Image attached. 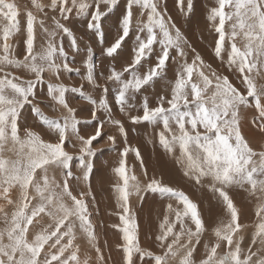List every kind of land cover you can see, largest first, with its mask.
<instances>
[{
	"label": "snow or ice",
	"instance_id": "obj_1",
	"mask_svg": "<svg viewBox=\"0 0 264 264\" xmlns=\"http://www.w3.org/2000/svg\"><path fill=\"white\" fill-rule=\"evenodd\" d=\"M30 3L22 23L14 0H0V264H89L88 258L80 259L76 241L81 234L95 250L97 264L104 262L86 203L93 194L90 189L74 194V157L66 150V140L72 147H76L73 138L79 141L75 159L81 175L75 180L88 181L94 167L92 157L100 151L93 141L104 139L101 129L105 124L115 126L124 138L118 166L112 170L118 178L117 207L122 209V227H117L124 241L123 264H137L138 260L144 264L145 257L148 264H264V150H253L240 122L242 110L254 107L257 126L264 133V84L257 83L264 80V0H214L207 15L216 34L214 57L221 69L240 82L239 89L229 75L212 68L195 49L189 62L185 49L191 45L166 8L162 10L164 0H126L117 38L101 49L104 57L123 61L120 70L109 68L106 77L100 76L104 83H99L95 65L90 59L83 61L86 72L81 79L93 89L102 90L98 102L83 90V84L69 87L60 82L62 73L81 74L80 68L70 66V56L74 60L82 52L89 58L93 54L91 46L81 48L70 25L74 18H83L86 30L105 44L104 20L119 0ZM176 7L182 16L190 15L193 0H176ZM130 36H134L133 46L125 57ZM20 37L24 43L22 55L14 42ZM173 50L175 56L171 55ZM170 61L177 69L168 92L150 101L147 93L166 78ZM109 84L115 88L111 102ZM38 86H46L45 95L53 111H66L62 123L44 115L36 104ZM68 93L78 94L92 105L91 119L83 121L94 128L87 138L79 133L81 121L69 106ZM110 104L132 124L152 127L159 146L175 159L184 177L218 198L229 219L213 230L214 242L203 241L206 228L201 213L184 191L148 178L139 150L128 146L125 126L113 118ZM29 105L54 142L21 127V116ZM133 111L135 115H131ZM98 113L107 119H101ZM106 139L115 145V136L107 135ZM130 152L140 161L143 184L126 167ZM234 188L258 201L257 221L246 249L242 247L244 236L239 234L246 226L238 223V209L229 195ZM145 192L176 204L173 207L168 203L158 226L155 242L160 254L142 249L137 242L136 214L130 210L129 197L143 199ZM202 241L204 255L197 261L195 253Z\"/></svg>",
	"mask_w": 264,
	"mask_h": 264
},
{
	"label": "rangeland",
	"instance_id": "obj_2",
	"mask_svg": "<svg viewBox=\"0 0 264 264\" xmlns=\"http://www.w3.org/2000/svg\"><path fill=\"white\" fill-rule=\"evenodd\" d=\"M16 1L24 5L23 7L19 8L21 13L19 19L23 23V21L25 20L24 13L26 10V6H29L27 8L30 9L31 3L30 0H16ZM44 2H47V0H44ZM198 4H201L204 9L203 10L199 9ZM213 4H214V0H193V10L194 9L197 10L198 16H195L196 15L194 14L195 10L192 11L190 15L182 16L176 7V0H164V3L161 5V8L162 10L166 8L168 14L177 23V26L181 29L182 34L191 45V48L185 49L189 62H191L193 56L195 55L192 49H195V52H198L202 56L203 60L207 64H210L212 68L216 69L218 72H223V74L225 75H229L231 82L239 89L240 82L236 80V78L232 76L231 73H228L224 69L220 68V62L214 57L213 54L214 40L216 34L214 33V30L212 29L211 24L207 19L208 12L210 8L213 6ZM117 6H119V8L115 9L116 13L114 14V16L120 19L126 6V0H122V1L119 0V4ZM107 16H109V14ZM110 23L112 25H115L117 21L116 19H113V21ZM118 28H119L118 26L106 27V29L109 31H105V35H104L105 43L108 42L107 35L109 33H115V34L118 33ZM133 28H135V22L133 23ZM207 32L210 35H212V42H213L212 46L206 45L203 42H199L202 40L200 36L206 37ZM38 38H39V34H38ZM115 39L116 38H113L111 41L114 42ZM14 42L17 44V48H18L17 53L22 55L24 51L23 37L14 39ZM132 46L133 43L128 40L124 49L125 57H127L131 52ZM171 55L172 56L176 55L174 50L171 52ZM104 58L107 61L109 59L106 57ZM111 61L112 63H115L113 67H115L117 70H120L123 61L122 60H116V61L111 60ZM97 67L99 72L103 70V73L105 74L103 75L105 77L106 75L109 74L110 67H108V65L102 64V67L95 66V70L97 69ZM176 69H177V65L170 61L168 65V72L166 78L160 81L154 89H150L149 93H147L150 101L154 102L157 94H164L168 92L169 81L173 79ZM99 72L96 73V78L98 82L101 81L100 83H103L104 81L100 79L102 73ZM66 74L67 73L62 74L61 82L69 87L72 86L79 87L80 84L77 85H73V83L69 84L68 78H65L64 76ZM45 76L46 79H52L54 81V77H48L47 74H45ZM257 83L264 84V80L258 79ZM108 87H109L108 99L111 102L113 97L111 94L112 93L115 94V88H113L111 84H109ZM84 91L90 93L93 99H96L97 102L99 101V98L102 93L101 89L92 91L90 89L87 90L86 88ZM241 91L244 90L241 89ZM36 92L37 95L35 98V102L38 106L41 107L42 111L44 112V115H46L50 119L59 120L62 123V116L66 115V111L63 109L59 111L52 110L51 108L52 102L49 101L47 97H45L46 86H38ZM66 99L68 103L70 102L69 106L76 110L75 114L77 119L81 121V124L78 125L80 135L87 138V136L94 133V128L92 127V125L84 124L83 121L90 120L91 115L88 116L87 114H84L88 112H86L84 108L81 107V105L83 104L81 103L82 100L78 94L68 93L66 94ZM140 99L142 100L143 98L140 97ZM251 99L252 98L249 97L250 101ZM110 105L113 106V111H114L113 118L121 120V122L126 127L125 129L127 130L126 132H127L128 146L130 147L135 146L139 150L144 165L146 158L147 159L149 158V160H153L156 162L155 168L154 169L152 168L153 171L155 172V177L153 175L150 176V174H148L149 175L148 178L151 179L152 177H154L155 179L160 180L163 184L164 181H168L169 182L168 186L184 191L186 195H188L189 198L194 203L197 204L198 210L201 213L206 228L203 241L214 242L215 237L213 235V230L217 226L221 225L222 221L226 222L229 219V216L226 213L224 206L219 202L218 198L214 197L213 193L209 191L206 187L201 188L199 185L195 184V181L189 180L188 178L184 177L183 172L180 166L176 164L175 159L172 156L167 155L164 152V150L159 146L158 139L156 138L155 131L153 130L152 127L148 126L146 123L132 124L130 120H128V117L120 113L118 108H116L114 104H110ZM135 114H136L135 111L131 113V115H135ZM98 116L101 119L104 120L107 119V117L103 113H98ZM254 117H256V119H254ZM240 122L243 131L242 134L247 138L253 150L256 151L264 150L263 149L264 133L260 132L257 126L259 120H258V114L255 112L254 107L242 110ZM95 123L96 121H93V124ZM144 124H146V126ZM20 125L22 128L28 127L38 132L45 141L54 142V138L52 137L51 133H49L47 126L44 125L32 113L31 105L27 106L26 109L23 111V114L20 119ZM101 130L104 139L101 140L100 138H97L99 143L97 141H93V146L100 149V151H98L96 155L92 157L94 167L92 172L90 173V178L88 181H83L81 179L79 182H77L75 180V176L81 175V171L77 166L78 161L75 159V157L78 156L79 154V141L73 138L72 145H75L76 147H72L68 145V141L66 140V150L69 151V153L72 154L74 157V160L71 163V171L74 174V177L71 181V185L72 188L75 190L74 194H77L79 191L86 192L90 189L94 198L97 195V193H98L97 196L100 195L99 200L103 201V204L100 205L99 204L100 201L97 202L96 199L98 197L95 198L96 201L95 206H93V197H88V199L86 198V203L88 204V209L89 212L91 213L90 219L92 220V223L94 225V231L97 237L96 242L101 249V254L104 257V262H102V264H123L122 245L124 241L122 239V233L119 231V227H117L118 225L122 227L119 220V216L122 214V209L117 207L116 193L112 195V200L110 202L111 204L114 202L113 203L114 207L109 206L108 204L109 200L107 201V199H102V198H106L104 196H106V194L108 193L107 190H105L106 194L102 193L104 191L102 190V188L110 189V187H112V189L115 191L118 178L114 175L112 170L114 167L118 166V161L120 158L119 152L123 150L124 138L120 136L118 129L113 125L105 124L102 126ZM21 135H23V132H21ZM107 135H113L116 137V143L114 146L111 144V142L107 141L106 139ZM149 141H152V143H149ZM113 148L115 150H113ZM176 155H179L178 150L176 152ZM130 156L133 157L132 160L129 159ZM125 159H126V167L130 168L132 166L133 168H135L133 169V171H131V174H136L137 177L140 176L141 180L143 179V181L140 180L141 183L143 184L144 183V177H142L143 172L140 170L139 167L140 161H137L135 159V154L130 152ZM149 166L150 163L148 165H145V170L147 171V173H148V169H150ZM103 171L105 172V176L99 177ZM56 178L58 181L61 180L59 172L56 173ZM96 180L99 181L98 183L102 187H99L100 186L99 184L98 186H96ZM105 185H107L106 188ZM165 185L167 184L165 183ZM229 195L233 199V202L238 209V213H239L238 223L246 226L245 228L241 229V233H239L244 236L242 247L246 249L248 244L250 243L251 233L254 231V225L257 221V217L255 215L256 206H257L255 205V203L257 204V200L253 197H250L247 192L239 188H234L229 190ZM168 203H173V207H176L174 201L162 199L158 194H154L151 192L143 193V199H140L137 196L129 197L130 210L136 214L137 242L142 249L152 251L154 254H160L161 252V250L159 249V247L155 242V236L158 234V230H159L158 226L159 223L162 222L163 220L162 218L165 214V209L167 208ZM106 204L108 205V207H106ZM253 204L255 205V207ZM144 215L145 217L143 219ZM146 217L148 218V221H146L147 220ZM171 218L172 219L175 218L174 213L171 216ZM99 239L102 240L100 241ZM203 241L201 245H198L199 251L195 253V257L197 261H199L204 255ZM76 243L79 245V249H80L79 255L81 261H83L85 258H88L89 264H97L95 259L96 252L94 249L90 248L87 239L82 234L78 235ZM112 246L114 250L113 248H111ZM221 251L222 250H218V252ZM137 264H140L139 260L137 261ZM144 264H148L147 257H145ZM170 264H175V262H170Z\"/></svg>",
	"mask_w": 264,
	"mask_h": 264
},
{
	"label": "crops",
	"instance_id": "obj_3",
	"mask_svg": "<svg viewBox=\"0 0 264 264\" xmlns=\"http://www.w3.org/2000/svg\"><path fill=\"white\" fill-rule=\"evenodd\" d=\"M120 6V5H119ZM119 6L115 7L110 13H109V16H107V18L104 20V27H105V31H109L106 29V27H114V26H118L119 27V20L117 17L114 16V14L116 13L115 9L119 8ZM113 19H116L117 23L115 25H112L110 22L113 21ZM76 25V26H75ZM72 28H73V31L76 33L77 35V38H78V41L80 42V45H81V48L82 49H85L86 47L88 46H91L92 49H93V54L92 56L89 58L87 57V54L86 52H82L79 56H77L74 60L72 59V57L70 56L69 57V63H70V66L72 67H79L80 68V75H77L76 72H71V73H67L66 75H64L66 78H68L69 80V84L70 83H73V85H77V84H80L79 87L81 86V84H83V89H90L92 91H96V90H99V89H93L91 85H89L88 83H86L85 85V82L87 81H83L81 79V76L85 74L86 70L83 68V61L84 59H90V62L95 65V66H101L102 67V64L103 65H108V67H113V65L115 63H112L111 59H108V61L101 55L100 51H101V48L102 47H105L107 46V44H110L112 41L113 38H117V34L118 33H109L107 35V39H108V42L105 43V44H101L98 39L93 36L91 33H89L86 28L84 27V23H83V18H74L71 25H70ZM77 27V28H76ZM79 30V31H78ZM82 36V38H81ZM133 39H134V36H130L127 41H131L133 43ZM39 40V38H38ZM68 40L65 38L64 40V46L65 48L67 49L68 48ZM84 41V42H83ZM67 43V44H66ZM101 45V46H100ZM83 46V47H82ZM100 56V57H99ZM99 70H98V67L97 69L95 70V76H96V73H98ZM102 74L103 73V70L100 72ZM63 74V73H62ZM73 74V75H72ZM105 75V74H104ZM72 78H71V77ZM74 76V77H73ZM107 76V75H106ZM62 77V76H61ZM61 82V81H60ZM68 84V85H69ZM85 85V86H84ZM87 86V87H86ZM97 95V94H95ZM94 95V96H95ZM73 99V97H72ZM84 102V103H83ZM81 103L83 105H81L82 108H84V110L88 113H84V114H87L88 116L91 115V109H92V105L91 104H88L86 101H81ZM131 171H133V167L131 166L130 167ZM135 169V168H134Z\"/></svg>",
	"mask_w": 264,
	"mask_h": 264
},
{
	"label": "bare ground",
	"instance_id": "obj_4",
	"mask_svg": "<svg viewBox=\"0 0 264 264\" xmlns=\"http://www.w3.org/2000/svg\"><path fill=\"white\" fill-rule=\"evenodd\" d=\"M122 1V0H121ZM14 2L18 5V8H20V7H23L24 5H22L21 3H19V2H17L16 0H14ZM31 5V4H30ZM125 5V4H124ZM26 7H29V6H26ZM198 7H199V9H201V10H203L204 8H203V6L201 5V4H198ZM195 10V11H194ZM193 11L195 12H193L194 14H196L195 16H198V14H197V10L196 9H194ZM76 26V25H75ZM77 28V27H76ZM79 31V30H78ZM212 33V32H211ZM81 38H82V36H81ZM200 38L202 39L201 41H199V42H203L204 44H206V45H209V46H212V44H213V42H212V35H210L208 32L206 33V37H204V36H200ZM19 42V41H18ZM67 42V41H66ZM84 42V41H83ZM68 43V42H67ZM66 43V44H67ZM68 45V44H67ZM199 45H200V43H199ZM101 46V45H100ZM83 47V46H82ZM18 49V48H17ZM102 49V48H101ZM100 57V56H99ZM100 73V72H99ZM73 75V74H72ZM71 77V76H70ZM74 77V76H73ZM66 78V77H65ZM72 78V77H71ZM100 80V79H99ZM69 82V81H68ZM101 81H99V83H100ZM86 83L87 82H85V85H86ZM104 83V82H103ZM84 85V86H85ZM71 86V85H70ZM78 87V86H77ZM87 87V86H86ZM89 89V88H88ZM87 89V90H88ZM85 90V89H84ZM45 91V90H44ZM93 93V92H92ZM111 93V92H110ZM112 96L114 95L113 93L111 94ZM110 95V96H111ZM46 97V96H45ZM77 97V96H76ZM47 100V99H46ZM71 100V99H70ZM70 103V102H69ZM72 103V102H71ZM84 103V102H83ZM73 104V103H72ZM111 106V105H110ZM113 107V106H112ZM113 113H114V111H113ZM118 115V114H117ZM129 120V119H128ZM145 126H146V124H144ZM144 126V127H145ZM126 128V127H125ZM135 129V128H134ZM137 130V129H136ZM127 131V130H126ZM243 132V131H242ZM131 133V132H130ZM135 134V133H134ZM247 134H249V133H247ZM137 136V135H136ZM262 136V135H261ZM134 137V136H133ZM142 138H143V136H142ZM129 143H130V141H129ZM145 143H146V141H145ZM132 145V144H131ZM132 147V146H131ZM133 147H135V146H133ZM136 148V147H135ZM264 149V148H263ZM256 151V150H255ZM258 151V150H257ZM130 160H132L133 159V157L132 156H130V158H129ZM150 163V166H149V168L150 169H148V173L147 174H150V176H154L155 177V172L153 171V169L155 168V164H156V162L155 161H153V160H149V158L147 159L146 158V160H145V165H148ZM147 167V166H146ZM153 168V169H152ZM134 169V168H133ZM134 172H135V170H134ZM109 174V173H108ZM136 175V174H135ZM103 176H105V172L103 171L102 173H101V175L99 176V177H103ZM139 176V175H138ZM142 177H143V175H142ZM148 177H149V175H148ZM154 177H152V178H154ZM180 177V176H179ZM106 178V177H105ZM138 178H140V180H141V177L139 176ZM98 179V178H97ZM100 179V178H99ZM141 181H143V179L141 180ZM99 181L98 180H96V186H98V183ZM105 183V182H104ZM169 184V182L168 181H164V184ZM116 184V183H115ZM100 185V184H99ZM91 186V185H90ZM106 186L107 185H105V188H106ZM99 187H102L101 185L99 186ZM103 187H104V185H103ZM110 187V186H109ZM115 187V186H114ZM93 188V187H92ZM97 188V187H96ZM84 189V188H83ZM100 189V188H99ZM98 190V189H97ZM102 190H104L102 193H104V194H106V191L105 190H107L108 191V193L106 194V196H104V197H106V198H102V199H107V201H108V204H109V206H111V207H114L113 206V203L111 204L110 202H111V200H112V195L113 194H115V191L112 189V187H110V189H103L102 188ZM110 191V192H109ZM98 192V191H97ZM96 194V193H95ZM100 194V193H99ZM97 195H98V193H97ZM95 196V198L96 197H98L96 200H97V202L98 201H100L99 200V198H100V195L99 196ZM103 195V194H102ZM101 195V196H102ZM87 199H88V197H87ZM96 202V201H95ZM257 203H258V201H257ZM99 204L101 205V204H103V201H100L99 202ZM135 204V203H134ZM254 205V204H253ZM253 205H252V207H253ZM255 205H257L256 203H255ZM255 205H254V207H255ZM106 207H108V205L106 204ZM111 207H109V208H111ZM252 210V209H251ZM92 211V210H91ZM173 215V214H172ZM144 217H145V215L143 216V219H144ZM164 217V216H163ZM147 218V217H146ZM163 219V218H162ZM146 221H148V218H147V220ZM163 221V220H162ZM102 238V237H101ZM100 240V239H99ZM102 240V239H101ZM100 240V241H101ZM99 241V242H100ZM112 241H113V239H112ZM114 243V242H113ZM103 244V243H102ZM101 244V245H102ZM105 245V244H104ZM102 247V246H101ZM108 247V246H107ZM110 247V246H109ZM111 248H113V246L111 247ZM110 250V249H109ZM113 250H114V248H113ZM110 253H112V252H110ZM113 256V255H112ZM120 256V255H119ZM121 257V256H120ZM119 257V258H120ZM113 258H115V257H113ZM117 259V258H116ZM115 259V260H116ZM114 260V261H115ZM117 261V260H116Z\"/></svg>",
	"mask_w": 264,
	"mask_h": 264
}]
</instances>
